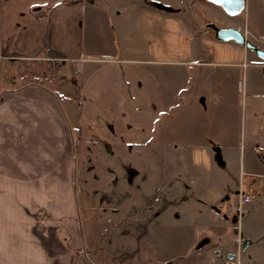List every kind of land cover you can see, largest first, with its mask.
<instances>
[{
	"label": "crops",
	"instance_id": "0c3cea01",
	"mask_svg": "<svg viewBox=\"0 0 264 264\" xmlns=\"http://www.w3.org/2000/svg\"><path fill=\"white\" fill-rule=\"evenodd\" d=\"M153 1L143 8L157 11L150 14L159 16V33L145 37H161L162 27L164 37L179 31L176 37L215 38L210 27L213 35H201L187 15L169 12L207 0ZM114 14L95 0H0V264H93L83 244L84 214L75 188L78 163L73 129L79 141L87 134L103 141L115 135L120 115L127 118L146 107L144 120L152 123L175 104L178 128H185L194 138L193 145L179 142L181 148L174 153L182 157L210 154L213 145L219 144L229 174L225 177L211 163L212 176L206 179L199 175L197 163L161 162L162 176L155 191L163 206L159 214L186 218L184 229L190 232L182 252L176 239L169 247L176 252L165 248L167 254H161L158 264H242L246 251L244 264H264L258 247L251 248L254 243L259 246L264 231L246 238L240 228L244 214L227 230L218 213L203 204L221 200L229 181L237 194L236 213L242 190L257 196L252 184L256 176L264 177V75L259 76L257 68L249 67L245 59L249 58L252 66L264 68V63L245 46L222 41L215 44L210 58L173 61L175 67L170 71L176 82L169 91L167 66L134 67L129 64L135 59L120 56ZM208 23L205 20L204 26ZM237 28L251 41L257 40L246 25ZM38 59L60 63L63 78L25 81L23 75H14L13 69L21 61ZM136 68H140L141 80ZM72 74H77L76 78ZM74 90L81 98L78 109L71 95ZM171 117L166 114L161 120L156 133L160 142L145 145L149 153H169L162 141L170 135L167 122ZM200 123L201 131L195 129ZM236 146L245 153L238 166L229 156ZM231 175L235 178H229ZM166 203H174L172 210ZM241 207L247 210L249 206ZM196 214L198 226L189 220ZM245 238L250 242L242 249ZM214 248L225 249V256L212 260Z\"/></svg>",
	"mask_w": 264,
	"mask_h": 264
},
{
	"label": "rangeland",
	"instance_id": "374dc122",
	"mask_svg": "<svg viewBox=\"0 0 264 264\" xmlns=\"http://www.w3.org/2000/svg\"><path fill=\"white\" fill-rule=\"evenodd\" d=\"M188 1L195 2V0ZM95 2L105 8L108 13H115L112 16L115 18L119 29L120 37L117 38V41L120 56L135 59L134 64H129L134 67L142 68L146 65L154 69L159 66L162 68L167 66L169 69L167 81L169 91L171 85L176 82L174 72L171 73L170 71L171 68L175 67L173 61L193 59L196 61L199 58H210L215 44L222 42V40L214 37H176L175 34L179 35V31L169 33L168 37H164L165 28L162 27H160L161 34H158L161 37H145L155 34L153 32L156 31L159 33V26L156 22V20H159V16L150 14L156 10L150 12V9L143 8L145 6L150 7L151 3L149 2H154L153 0H95ZM142 4L146 5L143 6ZM196 4L197 6L189 5L190 8L188 7V9L182 8L181 10L169 12H180L187 15L192 19L195 28L201 35H213V31L204 26L205 20H208L209 23H215L219 27H226L229 26L228 24L233 23L234 25L231 26L236 28L238 26L242 28L243 25H246L250 33L257 38L254 42L264 48V0H245L244 9L235 15L228 14L221 6L209 1ZM153 5H156V3ZM198 6H201V8ZM154 23L156 27H153ZM186 29L184 33L190 35L185 32ZM225 51L232 52L229 49ZM247 51L255 53L253 50ZM150 59L157 60V63L146 61ZM214 59H217V57ZM258 59L264 63L263 59ZM245 60L250 64L249 67L257 68L256 71L259 76L264 75L262 66H252L249 58ZM19 64L18 67L13 69V73L14 75H23L25 81L42 79L45 76H51L53 79L55 77L63 78L60 69H58L62 65L57 61L23 60ZM127 65L125 64V67ZM192 67L196 68L194 65ZM140 68H136L137 73H139L140 70L138 69ZM43 73L45 75H42ZM77 74H72L71 77L76 78ZM136 77H139V80L143 78L140 73ZM188 80L191 83V76ZM200 81L203 82V79ZM71 95L75 99V107L78 109L81 98L76 90ZM181 95L179 96L182 97ZM202 98L207 101L205 97ZM178 102L180 103V101L176 103ZM201 104L206 109V103L201 101ZM63 105L66 108L64 103ZM131 108L132 106H130ZM145 108L141 107L140 112L132 113L127 118L120 115V122L116 123L115 126V135L104 138L103 141L87 136L88 134L85 139L79 141L75 132L76 129H73L74 139L77 141L75 152L77 155L76 162L78 163L75 188L78 202L82 204L81 212L84 214L83 244L85 251L90 254L89 260L93 264H148L146 263L147 259L149 261L152 259L149 264H158L161 254H167L165 248L171 250L169 247H172L171 244L176 239L179 244L181 243L179 253L182 252L181 248H184V241L189 238L188 232H190L189 228L184 229L186 221L183 220L187 219L182 218V216L176 217L174 212H171L174 215L173 217H161L159 214L163 206L155 191L158 187L157 182L162 176L161 162L173 164L177 161V163H182V166L197 163L199 175L201 174L206 179L212 176V169L208 166L211 163L217 165L225 177L229 174L227 168L229 163L227 164L226 155L222 153L223 149L219 144L213 145L210 154L200 152L198 154H186L182 157V155L174 153L175 149L179 150L181 148L179 142L183 145L186 144L185 142L188 144L190 142L189 145H193L191 138H194L185 128H178L180 124L176 123L178 122L177 104L169 106L167 111L163 110L152 123L144 120L147 116L143 114ZM166 114L172 116L167 122L170 135L162 142L163 145H168L170 151L169 153H149V149L145 145L149 146L150 143L160 142V138L156 136V133L159 130L161 120ZM187 122L185 121V123ZM72 124L74 127L75 123ZM200 125L201 123L195 125V129L199 130L200 128L201 131ZM185 134H187V137H181L186 136ZM195 145L199 147L196 143ZM187 148L190 151L189 147L184 149ZM244 155L243 150L236 146L230 150L229 156L230 160L238 166L241 157ZM202 164L207 166L201 168ZM231 177L232 179L235 178L234 175L229 178ZM252 190L257 195H254L257 199L256 205L249 206L247 210L243 207L244 216H247L240 224L245 237L252 233V236L262 235V231H264V177H255ZM222 193L221 200L203 204L218 213V216L224 221L226 229L230 230V228H233L232 219L237 210V194L232 190L230 181L223 187ZM167 204L166 206L170 211L174 203ZM197 215L189 218L193 224L198 223V221L196 222ZM201 220L202 223L203 221L206 222L203 218ZM253 245L252 249L258 247L259 255H264V235H262L259 246H256L255 243ZM171 251H168V253ZM223 253L225 256V249H223ZM247 256L248 251L242 254V264H244ZM219 264L221 263L219 262Z\"/></svg>",
	"mask_w": 264,
	"mask_h": 264
},
{
	"label": "water",
	"instance_id": "95a60500",
	"mask_svg": "<svg viewBox=\"0 0 264 264\" xmlns=\"http://www.w3.org/2000/svg\"><path fill=\"white\" fill-rule=\"evenodd\" d=\"M214 4L221 6L225 12L230 15H235L243 10L245 6V0H207ZM208 27H210L214 31V36L218 40L227 41L233 40L236 43L245 46L247 49L253 50L255 54L264 60V48L258 46L253 41L248 39L245 36V33L239 30L234 26H226L219 27L215 23H208ZM233 222L237 221V216H233ZM234 232L237 233L238 229L235 227ZM249 240L246 239L240 244V247L243 249L247 244H249Z\"/></svg>",
	"mask_w": 264,
	"mask_h": 264
},
{
	"label": "built area",
	"instance_id": "2783aa9c",
	"mask_svg": "<svg viewBox=\"0 0 264 264\" xmlns=\"http://www.w3.org/2000/svg\"><path fill=\"white\" fill-rule=\"evenodd\" d=\"M242 197H241V203L239 205V209H238V215L241 216L244 211L241 207V204H246L250 207L254 206L256 204V198L253 195L252 191H244L242 190ZM213 255H212V260L214 259H222L223 258V251L221 248H214L213 249Z\"/></svg>",
	"mask_w": 264,
	"mask_h": 264
}]
</instances>
